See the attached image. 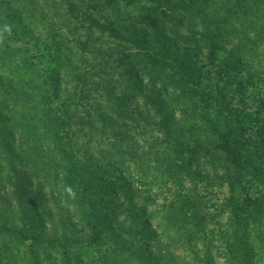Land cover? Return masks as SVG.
<instances>
[{"label": "trees", "instance_id": "16d2710c", "mask_svg": "<svg viewBox=\"0 0 264 264\" xmlns=\"http://www.w3.org/2000/svg\"><path fill=\"white\" fill-rule=\"evenodd\" d=\"M47 7L53 32L42 37L29 10L0 0L1 154L14 143L0 203L23 214L19 192L33 177L56 206L53 231L77 223L86 235L73 243L90 250L100 226L116 236L111 264H264V0ZM76 133H100L86 142L98 148L74 146ZM110 177L124 187L107 193L118 207L137 180L166 194L152 210L133 207L144 214L137 237L125 234L141 219L123 230L97 220L94 184ZM3 235L0 262L44 264L43 239Z\"/></svg>", "mask_w": 264, "mask_h": 264}, {"label": "rangeland", "instance_id": "374dc122", "mask_svg": "<svg viewBox=\"0 0 264 264\" xmlns=\"http://www.w3.org/2000/svg\"><path fill=\"white\" fill-rule=\"evenodd\" d=\"M13 4H15L19 8V14L22 15L26 10H29L32 14L33 20L27 18V22L34 23L36 29L42 37H47L52 34L53 22L50 20L52 17L50 15V10L47 7L51 5L56 0H10ZM45 9V10H43ZM6 21L5 18L0 16V23ZM1 33V31H0ZM44 39V38H43ZM107 41V39H104ZM80 66V63H79ZM80 68V67H79ZM3 90L0 89V97H2ZM90 135L92 138H84V135ZM112 133H103V135L107 136ZM114 134V133H113ZM96 135H101L100 133H76L75 136L78 139L77 143L74 146L82 147L81 145H85L87 148L91 150H96L99 145H86V142L97 141L95 139ZM17 143H19V139L16 136ZM85 143V144H84ZM7 144L9 145V149H4L5 154L2 155V149L0 150V164H2L3 168L6 165V161L12 157V140H7ZM95 144V143H93ZM17 146V145H16ZM101 146V145H100ZM85 147V149H86ZM101 148H106L101 146ZM19 152V150L17 151ZM6 170H1V176H6ZM107 175L106 173L102 174ZM104 179V178H103ZM34 178H28L27 181L23 180L22 191L19 192L26 200L25 211L18 213V211L10 207L8 204L0 203V227L2 229L12 228V230H18L24 233L27 238L37 237L39 239H43V243L45 244L44 256L46 259H43L44 264H88V260L95 262V264H111L112 255L110 252L104 253L107 247L113 248V240L116 239V236L107 232L105 230V226H100L99 229H96V232H100V235L104 233L105 238L101 241V248H92L91 250L88 248L77 247L73 242H79L84 239L86 235V230L81 234L79 231L80 226L75 223L74 228L75 231H65V228L58 227L53 231V227L50 223H47L48 220V211H56V206L53 203H44L43 192L34 190L31 188L30 183L34 182ZM112 178H108L102 182H95V189L97 193L93 197V202L97 204L95 206L98 208V212L95 213L98 221H105L107 219H111L113 222L115 220L120 221L118 225L120 226V230H123V227H127L133 220L138 219L136 223H139V219H141V226L136 225L133 230L129 231V233L125 234L126 237L132 238L137 237V235L141 234L144 231V214H140L142 210L137 211L133 207L136 205L140 206L138 209H144L147 207L149 210L154 209L156 206L154 202L156 199H160V202L163 201V197L166 196L163 190H159L160 188L155 183L152 184H141L140 182L132 183V186L137 188L138 192H132L126 187V191H128L127 195H124L126 198L124 199L123 207H118V203H116V199L114 197L109 196L107 193L113 189V184L118 183V191L123 192L124 187H122V183L116 180L112 181ZM130 181V180H128ZM38 182V181H36ZM44 185V184H43ZM4 187L9 188L10 184L8 182H4V184H0V202L2 199V195L6 196L3 189ZM161 195L163 197H161ZM3 196V197H4ZM13 201L18 203V200L15 197H12ZM147 199H151V201H147ZM143 206V207H142ZM77 222V221H76ZM64 223V220L62 221ZM121 223V224H120ZM121 225H124L121 227ZM119 226L118 229H119ZM125 233V232H124ZM148 235V234H147ZM0 241V248L2 245L9 244V239L5 238ZM146 236V234H145ZM85 241V240H84ZM11 243V241H10ZM22 247V243L19 244ZM146 248V245H144ZM87 253V254H86ZM80 258V261L77 260ZM76 259V260H75ZM4 262H0V264H4Z\"/></svg>", "mask_w": 264, "mask_h": 264}]
</instances>
